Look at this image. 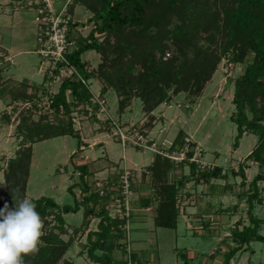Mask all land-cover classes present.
I'll use <instances>...</instances> for the list:
<instances>
[{"label": "rangeland", "instance_id": "374dc122", "mask_svg": "<svg viewBox=\"0 0 264 264\" xmlns=\"http://www.w3.org/2000/svg\"><path fill=\"white\" fill-rule=\"evenodd\" d=\"M60 10L67 18L73 48L84 44L86 36L96 25L89 20L92 13L84 5L74 0H0V181L3 182L0 184V197L4 196V172L9 161L24 145L21 143L29 144L17 134V124L23 118H27L29 124L45 117L52 123L65 125L71 122L75 131L73 134L54 136L31 144L24 198L50 197L60 206L72 205L85 194L81 192L74 163L87 165L90 172L86 177L89 191L94 190L96 181H108L115 176V180L119 179L118 172L124 168L129 172L130 182L129 223L119 197L111 193L102 201V204L105 201L110 216L119 220L120 233L114 231L107 243L113 249L116 264H121L128 247L143 264H185V261L187 264H222L224 253L233 246L231 229L236 222H240L239 228L249 223L247 197L252 192L250 181L264 172L263 166L245 159L255 146L257 137L246 131L235 147L237 127L230 119L234 111L233 81L242 74L251 56L248 55L242 63L222 57L200 92L190 88L174 93L171 86L169 99L152 111L153 119L143 111L142 102L136 97L121 112L118 104L121 97L111 87L101 94L104 82L95 76L88 80L90 98L100 93L105 112L97 118L89 115L88 103L73 102L68 113L60 109L55 114L49 107L48 98L57 91L62 78L55 77L42 83L46 62L40 63L42 59L37 39L43 16L50 17ZM95 36L98 40L104 38V34L96 33ZM166 42L168 52L177 54L171 40L167 38ZM192 51L190 47L185 49L188 59L192 57ZM81 59L86 62V70L96 75L101 62L100 54L89 49L81 54ZM22 90L25 97L14 99V93H21ZM108 116L121 128L141 133L148 140V146L130 143L122 148L115 135L116 127L105 120ZM179 131L183 132L198 160L193 170L188 161L180 165L170 158L167 161L163 155ZM155 159H161L168 165L165 176L160 179L151 170ZM241 162L245 163L243 183L240 175L234 176L230 172L231 168L238 170ZM214 165L222 166L224 177L206 182L200 178L195 182L203 170ZM162 183L173 184L176 189L175 228L163 227L156 222L160 203L167 196L160 189ZM136 184L145 185L147 189L140 193ZM70 186H73L72 191ZM257 188L261 201H254L253 214L262 220L258 232L264 236V181L259 180ZM142 197L150 207L147 209L141 205L146 208L139 210L143 214L135 212L137 209L132 205ZM137 215L141 218L138 219ZM41 219L44 235L53 230L68 244L63 250L60 247L62 244L56 243L59 249L54 256L58 252L61 254L54 264H63L64 260L73 264H96L86 256V232L96 230L98 218H85L80 207L76 212L63 214V231L54 228L56 223L52 215L42 216ZM43 236L39 251L45 243ZM35 254L27 259H35ZM47 258L46 264H50ZM231 261L236 264H264V240L251 241L248 249L237 252Z\"/></svg>", "mask_w": 264, "mask_h": 264}, {"label": "trees", "instance_id": "16d2710c", "mask_svg": "<svg viewBox=\"0 0 264 264\" xmlns=\"http://www.w3.org/2000/svg\"><path fill=\"white\" fill-rule=\"evenodd\" d=\"M74 2L84 5L92 13L89 20L96 25L86 36V42L71 48L65 57L85 80L88 81L95 76L104 82L101 94L107 92L108 88H113L121 97L118 100L121 112L129 105L130 100L136 97L141 100L143 111L153 119L152 111L169 99L168 90L171 86L174 93L190 88L196 93L200 92L222 57H227L235 63H242L250 55L251 60L246 62L242 74L233 81L234 111L230 119L237 127L234 146L237 147L238 140L244 132L254 134L257 137L256 144L245 159L264 167V0H74ZM68 31L67 28V37L70 39ZM96 33L104 34V38L98 40ZM167 38L176 47L177 54L168 52ZM189 47L193 50L190 59L185 53V49ZM89 49L95 50L101 56L96 75L86 70V62L81 59V54ZM178 57L182 59L179 60ZM60 66L61 64L51 75L45 72L42 83L52 81L58 75ZM13 96L14 99H21L25 94L22 90ZM48 99L49 107L55 114H58L60 109L68 113L73 102L91 104L88 87L74 75L63 78L57 91L50 94ZM97 110L98 106L93 105V111ZM26 121L27 118H23L17 124L16 132L22 141L29 144L21 143L24 145L17 150L16 156L9 161L4 172L6 188L4 196L0 197V209L4 208L5 204L10 209L14 208L13 196L16 201L24 199L32 154L31 144L75 132L71 122L65 125L61 122L52 123L46 117L36 122L31 121L29 124ZM185 142L183 132L179 131L168 150L180 147ZM75 153L71 156L72 161ZM192 153L191 147L188 155ZM165 158L167 160L166 156ZM165 158L162 159L165 161ZM163 160L155 159L151 167L157 179L165 176L168 168ZM184 163L186 161L179 162L180 165ZM244 164L241 162L238 170L230 169L232 175L242 177L241 183L245 177ZM195 165L194 162H189L192 170ZM74 167L80 178L81 192L85 193L81 200H76L72 205L62 206L50 197H39L31 201L36 204V210L41 217L52 215L56 223L54 228L59 231H63L65 225L63 214L76 212L80 207L85 218L91 216L98 218L96 230L86 232V256L96 264H116L113 249L107 243L114 231L120 233L119 220L110 216L104 205L105 201L102 204L108 194L101 197L96 192H89L86 177L90 172L87 165L74 163ZM198 176L196 182L200 178L206 182L212 178L224 177L225 172L222 166L214 165L203 170ZM114 178L111 179L116 181ZM259 180L264 181V172L257 174L250 181L252 192L247 197L249 223L239 228L240 222H236L231 229L230 238L233 246L224 253L222 264H236L231 260L237 252L248 249L249 243L253 240H264V236L258 232L262 220L253 214L254 201H261L257 188ZM72 187H69L70 191ZM160 189L163 193L166 192L167 196L166 200L160 203L159 218H156V222L163 227L175 228V186L162 183ZM99 203L101 205L98 207ZM43 238L45 243L35 254V259L28 260V256H25L24 264H46V256L50 264H54L61 254L58 252L54 256L59 249L55 246L56 243L62 244L60 247H63V250L68 245L53 230ZM126 256L127 252L121 264L125 263ZM130 256L133 261L141 263L135 253L130 252ZM63 264L73 262L64 260Z\"/></svg>", "mask_w": 264, "mask_h": 264}, {"label": "built area", "instance_id": "2783aa9c", "mask_svg": "<svg viewBox=\"0 0 264 264\" xmlns=\"http://www.w3.org/2000/svg\"><path fill=\"white\" fill-rule=\"evenodd\" d=\"M60 10L58 13L51 15L50 17L43 16V22L41 26V31L38 36L37 42L39 44L38 52L41 55V62H46L45 72H48L49 75L52 74L53 70L58 68V65L61 64L59 68V73L56 77H61L62 79L65 77L73 76L79 79L83 84L88 87V81L85 80L71 65L65 57V54L73 48V42L67 37V27L68 21L65 18V15ZM42 13V11L40 10ZM89 89V88H88ZM93 95V94H92ZM92 97H94L92 99ZM91 104L87 107L89 111V115H95L97 118L100 116L102 112H105L106 107L104 103V99L100 97V93L96 96L93 95L90 98ZM98 106V110L96 112L93 111V105ZM108 120V124L110 126H115L117 132H115L118 136V140L122 148L126 147L127 144H134L137 146H148V140L139 132H133L126 127L121 128L119 124H117L114 120H112L109 116L105 119ZM189 151H191V147L188 142L183 143L182 146L167 150L163 155L167 158L172 159L175 162H194L197 163L196 155L193 153L188 155ZM201 162H199L200 164ZM91 186V185H90ZM94 186V190L89 192H96L101 197L106 196L107 194H115L121 200V205L125 208L126 211V222L129 223L128 216L129 212V202H128V194L130 192V182H129V172L128 170L122 168L119 173V179L116 181L112 179H108V181H96ZM115 186V187H112ZM127 256L125 258L124 264H143L137 263L133 261L130 256L129 247L126 249Z\"/></svg>", "mask_w": 264, "mask_h": 264}, {"label": "clouds", "instance_id": "9594fccd", "mask_svg": "<svg viewBox=\"0 0 264 264\" xmlns=\"http://www.w3.org/2000/svg\"><path fill=\"white\" fill-rule=\"evenodd\" d=\"M3 182L0 181V184ZM0 209V264H24L23 258L39 251L43 221L36 204L24 198Z\"/></svg>", "mask_w": 264, "mask_h": 264}, {"label": "crops", "instance_id": "0c3cea01", "mask_svg": "<svg viewBox=\"0 0 264 264\" xmlns=\"http://www.w3.org/2000/svg\"><path fill=\"white\" fill-rule=\"evenodd\" d=\"M153 129H154V127H153ZM153 129H152V131L151 132H153ZM109 160V159H108ZM110 161V160H109ZM196 182V181H195ZM200 185V184H199ZM135 187H137V190H141L140 191V193H142V191H145L146 189H147V187L145 186V185H142V184H136V186ZM134 193H137V191L135 192L134 191ZM145 200H147L146 198H145ZM137 204V206H136V204ZM145 203H147V201H144V197H142V199L140 198V199H138V200H136V202H132V205H133V208H136L137 209V211H135V212H139V213H142L141 211H139V210H143V209H149L150 207L149 206H147V204H145ZM149 203V202H148ZM149 204H151V203H149ZM141 205H144V206H146V208L144 207V206H141ZM143 214V213H142ZM141 214V215H142ZM142 217H144V216H142ZM137 218L139 219V218H141V216L140 215H137ZM145 218V217H144ZM147 218V217H146ZM144 220H146V219H144ZM143 220V221H144ZM139 221H141V220H139Z\"/></svg>", "mask_w": 264, "mask_h": 264}]
</instances>
